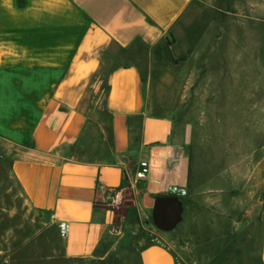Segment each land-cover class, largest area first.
Returning <instances> with one entry per match:
<instances>
[{
	"label": "crops",
	"instance_id": "0c3cea01",
	"mask_svg": "<svg viewBox=\"0 0 264 264\" xmlns=\"http://www.w3.org/2000/svg\"><path fill=\"white\" fill-rule=\"evenodd\" d=\"M259 4L0 0V166L25 205L51 225L53 255L45 260L124 264L125 254L139 264H178L175 246L165 236L151 243L129 237V209L109 210L105 193L124 189L126 201L132 197L137 212L145 215L153 213L160 196L182 201L193 193V128L152 101L160 55L189 62L201 57L202 47L204 56L219 54L204 64L205 71L224 72L228 44L237 47L230 31L243 21L257 23ZM113 49L132 59L112 68L104 115L92 117L81 106L87 81L100 68L102 52ZM138 51L145 55L134 57ZM143 162L150 172L137 182ZM260 260L264 264V230Z\"/></svg>",
	"mask_w": 264,
	"mask_h": 264
},
{
	"label": "rangeland",
	"instance_id": "374dc122",
	"mask_svg": "<svg viewBox=\"0 0 264 264\" xmlns=\"http://www.w3.org/2000/svg\"><path fill=\"white\" fill-rule=\"evenodd\" d=\"M259 2L257 23L243 21L241 28L229 30L237 47L230 53L233 49L228 44L224 72L216 67L210 74L205 71L204 64L218 60L219 54L204 56L202 47L197 50L201 57L192 56L189 62L180 58L175 63L168 53L160 55L161 74L153 78L152 101H160L163 110L193 128L194 191L181 201L183 221L167 233L156 228L153 213L137 212L132 197L120 212L129 209L133 229L132 234L127 232L129 237L151 243L165 236L172 241L178 264H262L264 0ZM201 33L198 27L195 34ZM181 48L185 52L184 41ZM138 55L145 52L138 51L134 57ZM101 56L100 68L88 78L81 105L92 117L104 115L112 68L132 59L115 49L104 50ZM144 60L141 58L146 78ZM51 229L43 214L25 205L19 187L0 166V264H72L58 257L45 260L53 255ZM121 263L139 264V260L136 257L130 262L123 254Z\"/></svg>",
	"mask_w": 264,
	"mask_h": 264
},
{
	"label": "water",
	"instance_id": "95a60500",
	"mask_svg": "<svg viewBox=\"0 0 264 264\" xmlns=\"http://www.w3.org/2000/svg\"><path fill=\"white\" fill-rule=\"evenodd\" d=\"M184 206L176 196L156 198L153 219L156 228L162 232L173 231L183 221Z\"/></svg>",
	"mask_w": 264,
	"mask_h": 264
},
{
	"label": "built area",
	"instance_id": "2783aa9c",
	"mask_svg": "<svg viewBox=\"0 0 264 264\" xmlns=\"http://www.w3.org/2000/svg\"><path fill=\"white\" fill-rule=\"evenodd\" d=\"M150 172L149 163L143 162L140 165V171L137 173V182H144L147 180ZM178 191L177 188L174 189V193ZM126 201L124 189H111L105 193V205L106 207L113 212H120L124 207ZM118 228L114 230L117 233ZM60 231L62 237L66 236V229L64 225L60 226Z\"/></svg>",
	"mask_w": 264,
	"mask_h": 264
},
{
	"label": "trees",
	"instance_id": "16d2710c",
	"mask_svg": "<svg viewBox=\"0 0 264 264\" xmlns=\"http://www.w3.org/2000/svg\"><path fill=\"white\" fill-rule=\"evenodd\" d=\"M109 87V86H108ZM109 89V88H108ZM107 93H108V90H107Z\"/></svg>",
	"mask_w": 264,
	"mask_h": 264
}]
</instances>
